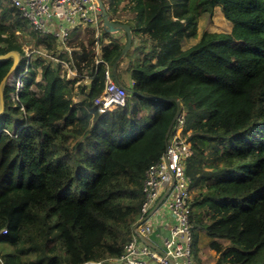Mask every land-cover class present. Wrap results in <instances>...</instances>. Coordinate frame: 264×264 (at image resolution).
Wrapping results in <instances>:
<instances>
[{"label": "trees", "instance_id": "16d2710c", "mask_svg": "<svg viewBox=\"0 0 264 264\" xmlns=\"http://www.w3.org/2000/svg\"><path fill=\"white\" fill-rule=\"evenodd\" d=\"M102 2L133 34L116 69L132 99L111 110L95 99L127 39L103 28L71 41L79 77L67 79L40 53L27 65L20 36L48 55H70L0 0V55L18 51L14 75L25 73L18 91L6 85L0 116V264L121 256L141 213L146 172L166 150L178 108L194 151L186 172L195 261L203 233L217 264H264V0ZM217 7L232 31H204L185 48L198 38L202 15ZM11 65L0 62V82ZM156 97L176 98L179 107Z\"/></svg>", "mask_w": 264, "mask_h": 264}, {"label": "built area", "instance_id": "2783aa9c", "mask_svg": "<svg viewBox=\"0 0 264 264\" xmlns=\"http://www.w3.org/2000/svg\"><path fill=\"white\" fill-rule=\"evenodd\" d=\"M15 7L30 27L55 37L58 50L70 55V60L48 55L26 46L27 65L40 53L61 64V73L67 79L79 77L72 64L69 46L73 32L93 30L98 37L104 28L103 13L98 0H1ZM96 63H103L99 45ZM25 73L13 75L10 85L18 91L24 84ZM103 92L95 99L102 110L124 106L130 90L114 78L113 69L105 72ZM12 82V83H11ZM134 84L131 81V86ZM16 99V94L12 96ZM184 113L177 117L169 132L166 150L159 161L151 165L143 183L144 202L132 231L130 241L119 257L88 261L83 264H196L193 241L194 224L191 221L193 189L186 172L187 160L193 156L189 133H185ZM3 231H1L2 233Z\"/></svg>", "mask_w": 264, "mask_h": 264}, {"label": "rangeland", "instance_id": "374dc122", "mask_svg": "<svg viewBox=\"0 0 264 264\" xmlns=\"http://www.w3.org/2000/svg\"><path fill=\"white\" fill-rule=\"evenodd\" d=\"M204 31L217 32V33H230L232 31V23L224 17L220 7H217L212 16L208 14H203L202 17L200 18L198 38H200L201 34ZM116 33H118L117 37L120 36V39H122L124 41L123 43H125V40H126V37L124 36L125 33L123 31H118ZM87 35H88L87 31L85 32V34L79 33L77 35H73L72 41L74 42L80 38H86ZM115 35L116 34L113 33L112 37L113 38L116 37ZM198 38L186 40L184 42V47L189 48L192 45L196 44ZM29 39L30 38L26 39L20 36V41L23 43V48H25L26 46H29V47H32L33 49H37L35 48L37 45L36 42L34 41L28 42ZM135 52L136 50L132 48L130 51V54L133 55ZM123 67L125 69L127 67V63H125ZM129 99H132L131 95H129ZM210 240L211 239L207 237L205 234L203 233L201 234L199 251L196 256V262H197L196 264H217L218 262L217 254L215 253V251L209 248Z\"/></svg>", "mask_w": 264, "mask_h": 264}, {"label": "water", "instance_id": "95a60500", "mask_svg": "<svg viewBox=\"0 0 264 264\" xmlns=\"http://www.w3.org/2000/svg\"><path fill=\"white\" fill-rule=\"evenodd\" d=\"M98 2H99V6L101 8V11L103 13L104 28L109 33H112V34L118 32V31H123L126 34L127 41L125 43V46L123 47L119 58L116 60V62L113 65V75H114V78L118 81L117 74H116L117 65H118L119 61L123 57H125L127 55V53L129 52L131 45H132V41H133V34H132V31H131V28L129 25L112 21L107 10L105 9V6H104L102 0H98ZM9 60H12V65H11L9 71L7 72V74L3 77L2 81L0 82V116L3 115L4 110H5V101H4L5 87L7 84H9L10 79L12 78L15 71L18 69V67L20 65V62H21L20 53L18 51H11V52H8L6 54L0 55V62H7ZM155 100L156 101H162V102H174L179 107V101L176 98L156 97ZM180 113H181V111L178 108L177 113H176L175 117L173 118L171 125L169 127V131L172 129V127H173L177 117L180 115ZM168 135H169V133H167V135L165 137L166 142L168 139Z\"/></svg>", "mask_w": 264, "mask_h": 264}, {"label": "crops", "instance_id": "0c3cea01", "mask_svg": "<svg viewBox=\"0 0 264 264\" xmlns=\"http://www.w3.org/2000/svg\"><path fill=\"white\" fill-rule=\"evenodd\" d=\"M115 34H116V35H115L116 37H114V38H116V39L118 38V39L123 43L124 41H123L122 39H120V36L118 35L119 37H117V34H118V33H115ZM124 36H125V34H124ZM125 37H126V36H125ZM198 39H199V38H198ZM198 39H197V41H198ZM196 43H197V42H196ZM124 64H125V63H124ZM124 64H123V65H124ZM126 82H127V83L130 82V76H129V74H127V76H126Z\"/></svg>", "mask_w": 264, "mask_h": 264}]
</instances>
